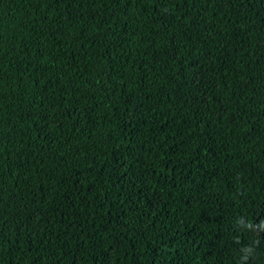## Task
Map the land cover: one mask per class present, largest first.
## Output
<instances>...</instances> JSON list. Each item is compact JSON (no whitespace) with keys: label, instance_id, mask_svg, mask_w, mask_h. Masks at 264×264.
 Segmentation results:
<instances>
[{"label":"trees","instance_id":"16d2710c","mask_svg":"<svg viewBox=\"0 0 264 264\" xmlns=\"http://www.w3.org/2000/svg\"><path fill=\"white\" fill-rule=\"evenodd\" d=\"M0 264H264V0H0Z\"/></svg>","mask_w":264,"mask_h":264}]
</instances>
